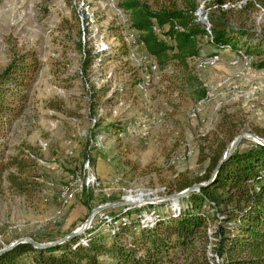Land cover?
<instances>
[{
	"label": "rangeland",
	"instance_id": "374dc122",
	"mask_svg": "<svg viewBox=\"0 0 264 264\" xmlns=\"http://www.w3.org/2000/svg\"><path fill=\"white\" fill-rule=\"evenodd\" d=\"M117 1L0 0V72L10 63L30 62L32 54L38 61L22 112L10 120L0 115L3 163L26 160L30 165L18 175L33 181L19 193L6 179L15 168L8 163L3 171L0 248L23 237L60 239L102 205L80 232L116 223V213L147 215L149 204L170 197L165 191L203 174L226 126L243 136L242 145L264 129V69L256 57L242 51L234 56L225 47L215 52L218 63L199 65L215 50L204 38L202 57L190 61L189 69L159 70ZM145 1L152 7L184 5ZM247 1L221 6L232 8L231 22L264 30V0L243 8ZM195 2L207 20L210 0ZM79 41L92 53H104L103 59L84 67ZM111 123L123 129L114 131ZM195 245L194 254L174 251V261L185 264L198 255L202 242Z\"/></svg>",
	"mask_w": 264,
	"mask_h": 264
},
{
	"label": "trees",
	"instance_id": "16d2710c",
	"mask_svg": "<svg viewBox=\"0 0 264 264\" xmlns=\"http://www.w3.org/2000/svg\"><path fill=\"white\" fill-rule=\"evenodd\" d=\"M227 1L210 0L209 17L204 21L196 19L195 0H184L182 7H152L145 0H118L117 6L128 14L130 27L159 70L169 66L189 69L190 61L202 57L200 42L204 38L215 48L211 54L229 47L234 56L242 51L249 59L256 57V66L264 69V30L228 20L232 8L221 6ZM258 2L248 0L243 8ZM78 47L84 67L105 55L92 53L80 41ZM37 71V57L32 54L30 62H13L0 72V115L10 120L22 112L23 92ZM109 125L117 132L123 129L119 123ZM224 131L203 174L165 191L163 195L170 197L149 204L147 215L141 211L116 213L112 216L116 223L107 221L45 247L19 242L0 253V264H179L174 261V251L198 252L196 239L202 242L201 252L185 264H214V254L219 264H264V129L256 134L258 141L238 143L219 163L235 138L234 126H226ZM1 150L0 180L11 163L17 174L8 172L6 179L17 192L25 193L33 181L18 174L30 164L17 157L4 164ZM173 194L179 195L174 198Z\"/></svg>",
	"mask_w": 264,
	"mask_h": 264
},
{
	"label": "water",
	"instance_id": "95a60500",
	"mask_svg": "<svg viewBox=\"0 0 264 264\" xmlns=\"http://www.w3.org/2000/svg\"><path fill=\"white\" fill-rule=\"evenodd\" d=\"M242 137H243L242 135L237 136V137H235L233 139L232 142H230V144L227 146L226 150L223 152L219 163H221L227 156H229V154L235 149V147L237 146V144L239 143V141H240V139ZM198 186H199V184L195 185L194 187H198ZM178 195L179 194H173V197L175 198ZM105 206H107V205H102V206H98L97 208H95L92 211V214L87 218L84 226H81L77 230L70 232L69 234L63 236L62 238H60L58 240L49 241V242H38V241H35V240H33L32 238H29V237L18 238L16 240L12 241L10 244H8V245L4 246L3 248H1L0 249V253H2L3 251H6L7 249H9L10 247H12L13 245H15V244H17L19 242H29L32 245L36 246V247H45V246H49V245H53V244L62 242L63 240L67 239L70 236H73V235H76V234H81L82 232H80L81 231L80 229H83L86 225H88L91 222L94 213L99 211V210H101Z\"/></svg>",
	"mask_w": 264,
	"mask_h": 264
},
{
	"label": "bare ground",
	"instance_id": "6f19581e",
	"mask_svg": "<svg viewBox=\"0 0 264 264\" xmlns=\"http://www.w3.org/2000/svg\"><path fill=\"white\" fill-rule=\"evenodd\" d=\"M195 16H196V19L198 21H204L206 19V17L204 16V14L202 15V11L201 12H198V11L195 12ZM217 56H221V55H219L217 53H213V54H210L208 56L203 57L202 59L200 58V61L198 60L199 61V65L209 66L211 64H215L217 62ZM207 58H208V63H204ZM219 59H220V57H218V60ZM194 111H196V110H194ZM255 141H258V139H255ZM133 199L136 200V199H139V197L138 198H133ZM133 199L132 198H126V201L128 202V201H131Z\"/></svg>",
	"mask_w": 264,
	"mask_h": 264
},
{
	"label": "built area",
	"instance_id": "2783aa9c",
	"mask_svg": "<svg viewBox=\"0 0 264 264\" xmlns=\"http://www.w3.org/2000/svg\"><path fill=\"white\" fill-rule=\"evenodd\" d=\"M218 57H221V56H217V63H218ZM230 62H232V56L230 57ZM204 63H208V58L206 59V61ZM153 65H154V63L150 64V68H153ZM195 112H197V111H194L193 113H195Z\"/></svg>",
	"mask_w": 264,
	"mask_h": 264
}]
</instances>
